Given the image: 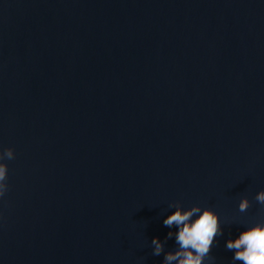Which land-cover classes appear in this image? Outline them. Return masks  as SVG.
I'll list each match as a JSON object with an SVG mask.
<instances>
[{
    "label": "water",
    "instance_id": "1",
    "mask_svg": "<svg viewBox=\"0 0 264 264\" xmlns=\"http://www.w3.org/2000/svg\"><path fill=\"white\" fill-rule=\"evenodd\" d=\"M9 147L0 264H163L177 201L219 215L205 264H241L227 240L264 221V0H0Z\"/></svg>",
    "mask_w": 264,
    "mask_h": 264
},
{
    "label": "clouds",
    "instance_id": "2",
    "mask_svg": "<svg viewBox=\"0 0 264 264\" xmlns=\"http://www.w3.org/2000/svg\"><path fill=\"white\" fill-rule=\"evenodd\" d=\"M14 158V150L9 147L0 151V197L8 190L7 165L3 161ZM256 201L264 205V189H261L255 197ZM174 207L163 221L169 229L175 227L177 231H169L166 239L175 236L178 247L164 254L163 264H205L206 258L214 260L210 256L216 238L223 235L218 213L211 207H201L194 204L184 208L178 201L170 204ZM250 207V201L245 196L239 202V211L246 212ZM153 255L164 253V243L154 237L151 241ZM225 247L233 251L232 259L241 264H264V221L256 222L252 226L243 229L235 238H229Z\"/></svg>",
    "mask_w": 264,
    "mask_h": 264
}]
</instances>
